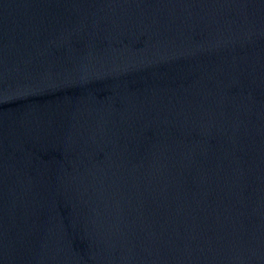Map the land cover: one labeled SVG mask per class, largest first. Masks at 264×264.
Instances as JSON below:
<instances>
[{
	"label": "water",
	"instance_id": "1",
	"mask_svg": "<svg viewBox=\"0 0 264 264\" xmlns=\"http://www.w3.org/2000/svg\"><path fill=\"white\" fill-rule=\"evenodd\" d=\"M0 264H264V0H0Z\"/></svg>",
	"mask_w": 264,
	"mask_h": 264
}]
</instances>
